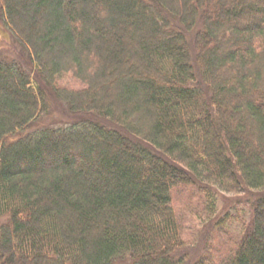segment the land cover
I'll return each instance as SVG.
<instances>
[{"label": "trees", "instance_id": "trees-1", "mask_svg": "<svg viewBox=\"0 0 264 264\" xmlns=\"http://www.w3.org/2000/svg\"><path fill=\"white\" fill-rule=\"evenodd\" d=\"M0 15L38 81L0 59V264H192L173 198L200 172L259 191L222 264H264V0H0ZM44 85L81 122L29 131Z\"/></svg>", "mask_w": 264, "mask_h": 264}, {"label": "rangeland", "instance_id": "rangeland-1", "mask_svg": "<svg viewBox=\"0 0 264 264\" xmlns=\"http://www.w3.org/2000/svg\"><path fill=\"white\" fill-rule=\"evenodd\" d=\"M22 25H26V22L22 21ZM9 29L0 15V59L23 64L29 69L32 83L37 87L36 63ZM111 77L114 79L110 83H116L115 76ZM55 83L58 86H82L67 74L60 75ZM43 89L49 111L33 122L29 131L42 126L69 127L81 122L82 118L70 112L66 103L55 96L51 88L44 85ZM26 130L21 133H26ZM258 192L257 189L248 190L243 186L231 189L205 172H200L196 181L175 188L173 203L182 220L183 234L187 240L185 249L192 264L223 263V259L238 246L252 219V202Z\"/></svg>", "mask_w": 264, "mask_h": 264}]
</instances>
